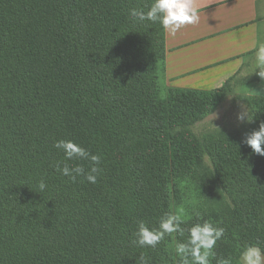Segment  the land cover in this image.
I'll list each match as a JSON object with an SVG mask.
<instances>
[{
  "label": "trees",
  "instance_id": "obj_1",
  "mask_svg": "<svg viewBox=\"0 0 264 264\" xmlns=\"http://www.w3.org/2000/svg\"><path fill=\"white\" fill-rule=\"evenodd\" d=\"M153 2L0 0V264H183L176 245L204 222L224 228L210 264L264 252V156L229 133L187 130L237 74L211 90L166 85L164 28L130 17ZM247 100L259 127L264 97ZM61 139L101 156L95 184L55 170L89 167L65 161ZM213 191L229 200L219 211ZM184 196L199 205L179 214ZM169 214L181 232L133 243L139 222L158 230Z\"/></svg>",
  "mask_w": 264,
  "mask_h": 264
},
{
  "label": "crops",
  "instance_id": "obj_2",
  "mask_svg": "<svg viewBox=\"0 0 264 264\" xmlns=\"http://www.w3.org/2000/svg\"><path fill=\"white\" fill-rule=\"evenodd\" d=\"M199 21L175 35L164 29L165 81L211 90L257 59L264 45V0H193Z\"/></svg>",
  "mask_w": 264,
  "mask_h": 264
},
{
  "label": "clouds",
  "instance_id": "obj_3",
  "mask_svg": "<svg viewBox=\"0 0 264 264\" xmlns=\"http://www.w3.org/2000/svg\"><path fill=\"white\" fill-rule=\"evenodd\" d=\"M130 17L135 21L159 22L170 35H175L179 29L185 25L196 24L199 21L198 10L194 7L193 0H154L149 9L143 10L131 9ZM258 66L264 69V45L257 53ZM261 78H264V71L258 72ZM253 117H250L248 111L238 114L237 120L248 123ZM254 154L264 156V122L259 124L257 130L246 134L244 141ZM53 147L63 153L65 161H88L89 167L86 170L82 164L69 166L68 163L54 165L55 170L61 175L75 181L77 177H83L86 181L95 184L97 177L101 172L99 167L101 156L92 154L84 147L71 140H58ZM47 185L42 179L38 183V189L42 192ZM181 220L176 215H165L159 224L158 230H150L144 222H139L136 239L133 241L139 247H156L166 234L181 232ZM189 239L187 243H177L176 253L181 258L183 264H210L209 257L214 256V246L223 234L224 228L214 227L210 222L195 224L189 229ZM140 264H147L146 258L139 257ZM219 264H231L230 259H224ZM239 264H264V252L254 245L244 248L239 256Z\"/></svg>",
  "mask_w": 264,
  "mask_h": 264
},
{
  "label": "rangeland",
  "instance_id": "obj_4",
  "mask_svg": "<svg viewBox=\"0 0 264 264\" xmlns=\"http://www.w3.org/2000/svg\"><path fill=\"white\" fill-rule=\"evenodd\" d=\"M260 71H264V69L258 66L257 59L253 62H247L242 70L234 77V80L229 83L230 88L225 92L224 98L216 106L215 110L203 119L187 127L189 134L197 138L199 141H203L204 136L207 133L212 131H222L235 136L237 139L240 138L241 140H244L246 134L253 130H257L258 127H253L257 125L255 122L251 121L252 123H244L238 121L237 116L245 111H248L249 113L248 98L264 97V78H261L258 75V72ZM262 147H264V145H262ZM202 166L204 171L211 172L212 168L207 156L203 157ZM189 188H192V186ZM187 192L189 193H187V195H192L190 189H188ZM218 192L213 191V199L211 201L216 203L213 208L219 211L220 208L225 206L224 204H229V200L226 194L222 193L220 195L219 193L218 195ZM189 196L183 197L184 199L180 207L175 206L177 210L180 208L179 214L180 212L183 214L184 208L182 207L185 206L186 203H190L192 206L199 205L198 199H192L189 198ZM217 199H220L224 204L221 205V202H219L220 200L218 201ZM186 208L189 211L191 210V207ZM174 213H176V210H174Z\"/></svg>",
  "mask_w": 264,
  "mask_h": 264
}]
</instances>
